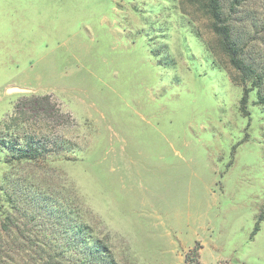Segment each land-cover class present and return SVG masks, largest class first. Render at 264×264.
<instances>
[{"label": "rangeland", "instance_id": "1", "mask_svg": "<svg viewBox=\"0 0 264 264\" xmlns=\"http://www.w3.org/2000/svg\"><path fill=\"white\" fill-rule=\"evenodd\" d=\"M221 4L261 74L264 0ZM257 81L192 0H0V135L60 144L0 148V264H264Z\"/></svg>", "mask_w": 264, "mask_h": 264}, {"label": "trees", "instance_id": "2", "mask_svg": "<svg viewBox=\"0 0 264 264\" xmlns=\"http://www.w3.org/2000/svg\"><path fill=\"white\" fill-rule=\"evenodd\" d=\"M192 2L201 6V10L209 21L212 33L217 37L221 52L228 58L231 66L238 72L240 81L245 82L250 78H256L258 80L256 82L258 88V103L264 106V90L260 86L262 81L261 76L264 71L261 74L258 73V70L252 64L246 63L244 58H242V49L239 40L234 36L229 16L226 15L221 0H192ZM248 93V89H244L240 100V111L243 116L248 115L246 110ZM16 122L14 118L8 119V121L4 122V129L7 132L10 131ZM44 138L25 135L24 138H20L21 142H19L18 140L13 141L11 138H8V134L6 133L0 135V148L7 149L13 153L12 156H14L13 158L17 162L37 160L38 157L52 152L51 146L60 147V144L51 142L50 140H44ZM262 221H264V207L259 211L251 236H254L258 232L259 224ZM197 248L186 254V264H191V262L200 264ZM94 249L96 250L97 248Z\"/></svg>", "mask_w": 264, "mask_h": 264}, {"label": "water", "instance_id": "3", "mask_svg": "<svg viewBox=\"0 0 264 264\" xmlns=\"http://www.w3.org/2000/svg\"><path fill=\"white\" fill-rule=\"evenodd\" d=\"M26 90L22 89V88H17V87H12V88H8L6 90L7 93H22L25 92Z\"/></svg>", "mask_w": 264, "mask_h": 264}]
</instances>
